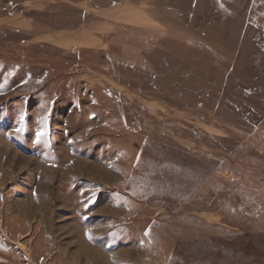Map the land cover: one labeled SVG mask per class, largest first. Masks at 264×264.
<instances>
[{
  "label": "rangeland",
  "instance_id": "rangeland-1",
  "mask_svg": "<svg viewBox=\"0 0 264 264\" xmlns=\"http://www.w3.org/2000/svg\"><path fill=\"white\" fill-rule=\"evenodd\" d=\"M0 264H264V0H0Z\"/></svg>",
  "mask_w": 264,
  "mask_h": 264
},
{
  "label": "bare ground",
  "instance_id": "bare-ground-1",
  "mask_svg": "<svg viewBox=\"0 0 264 264\" xmlns=\"http://www.w3.org/2000/svg\"><path fill=\"white\" fill-rule=\"evenodd\" d=\"M21 207V206H20ZM19 208V207H18ZM22 208H25V207H22ZM21 209V208H20ZM21 211V210H20ZM20 229H24L23 227H21ZM13 244V243H12ZM20 245V244H19ZM82 247V246H81ZM96 252V251H95ZM97 253V252H96ZM30 256V255H28ZM29 259V258H28Z\"/></svg>",
  "mask_w": 264,
  "mask_h": 264
},
{
  "label": "snow or ice",
  "instance_id": "snow-or-ice-1",
  "mask_svg": "<svg viewBox=\"0 0 264 264\" xmlns=\"http://www.w3.org/2000/svg\"><path fill=\"white\" fill-rule=\"evenodd\" d=\"M39 135V134H38Z\"/></svg>",
  "mask_w": 264,
  "mask_h": 264
}]
</instances>
